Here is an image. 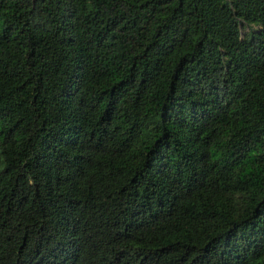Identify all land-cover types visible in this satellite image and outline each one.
<instances>
[{
	"label": "trees",
	"instance_id": "obj_1",
	"mask_svg": "<svg viewBox=\"0 0 264 264\" xmlns=\"http://www.w3.org/2000/svg\"><path fill=\"white\" fill-rule=\"evenodd\" d=\"M0 264H264V0H0Z\"/></svg>",
	"mask_w": 264,
	"mask_h": 264
}]
</instances>
